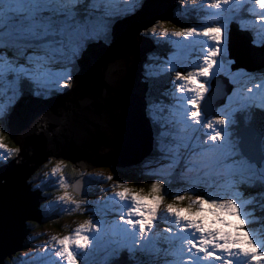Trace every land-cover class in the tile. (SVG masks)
Here are the masks:
<instances>
[{
    "label": "snow or ice",
    "instance_id": "1",
    "mask_svg": "<svg viewBox=\"0 0 264 264\" xmlns=\"http://www.w3.org/2000/svg\"><path fill=\"white\" fill-rule=\"evenodd\" d=\"M184 2L179 0L181 5ZM84 3L85 0H0V87L7 81L12 93L9 97L12 102L0 106V117H11L24 98L25 83L36 89L32 95L43 99L55 91L50 87L53 80L59 82L61 90L70 88L73 73L69 67L78 70V62L93 49L100 50L101 56L110 49L116 43L114 22L134 15L143 7L144 0H130L118 13L110 9L108 0H91L90 7L82 8ZM229 3L230 0H211L210 7L218 10L213 15L219 16L222 6ZM255 8L260 10L256 12L258 27L254 26L256 34L249 48L261 49L260 55L264 57V0H255L253 11ZM96 13L103 15L97 16ZM155 34V25L140 33L153 37ZM159 35L204 37L208 42L202 53V63L192 70L173 69L175 90L183 94L181 100L188 106L185 122L194 130H204L206 140L199 155L206 164L222 168L225 191L212 196L185 191L173 195L171 202L165 203L168 193L162 179H154L147 191L125 188L117 181V187L123 190L115 195L129 204L126 212L119 216L120 236L112 241L106 264L118 261L124 253L129 258L135 257L137 252L158 254L161 249L156 248L154 237L158 221L165 214L172 219L163 229L167 244L163 251L174 257L168 264H264V235L247 227L248 213L242 210L243 202L235 192L228 191L250 185L257 179L264 182V160L257 173L255 164L243 156V148L249 147L247 144H242L239 139H227L225 143L227 126L234 122L233 111L217 114L208 104L210 78L216 77V69L221 63L229 61L226 55L230 35L228 20L221 17L211 26L186 27L171 33L162 28ZM234 64L236 60L232 58L230 66ZM242 71V68L237 69L238 73ZM260 76L264 77V71ZM230 83L234 89L242 87L237 77H232ZM256 87L264 88V83ZM251 92L252 88L246 89L247 96L239 108L264 109V97L260 103L254 104ZM145 112H151L150 98L146 100ZM0 150V165H3L12 158L13 152L2 142ZM19 152V148L15 149L16 155ZM261 155L264 156V137ZM57 171L58 166L52 168V175L55 176ZM112 178L108 176L109 180ZM59 179L63 181L64 177ZM191 191L195 192L196 188L193 186ZM62 199L69 200V194L65 192ZM110 227L93 220L81 224L74 234L56 240L59 250L55 256L63 264H82L80 256L86 254L85 250L92 245L91 237L84 234L85 229L100 233Z\"/></svg>",
    "mask_w": 264,
    "mask_h": 264
},
{
    "label": "water",
    "instance_id": "2",
    "mask_svg": "<svg viewBox=\"0 0 264 264\" xmlns=\"http://www.w3.org/2000/svg\"><path fill=\"white\" fill-rule=\"evenodd\" d=\"M175 1L145 0L134 15L115 23L116 43L110 49L102 56L93 49L78 62L70 88L47 99L25 92L11 117L5 119L20 152L0 165V264H8L25 247L32 231L30 222L57 218L42 214L40 205L47 197L29 181L49 158L91 170L139 164L151 154L153 129L145 112L149 83L143 80V70L153 46L140 33L157 21L172 20ZM235 42L238 35L231 29L228 56L236 60L232 68L256 71L264 67L260 53L246 46L240 49ZM227 82L219 75L210 83L208 104L215 113L232 91ZM239 136L249 146L243 148V155L262 166L260 130L244 125ZM90 182L88 176L80 175L73 189L86 194Z\"/></svg>",
    "mask_w": 264,
    "mask_h": 264
},
{
    "label": "rangeland",
    "instance_id": "3",
    "mask_svg": "<svg viewBox=\"0 0 264 264\" xmlns=\"http://www.w3.org/2000/svg\"><path fill=\"white\" fill-rule=\"evenodd\" d=\"M120 1H125L126 3L120 5ZM247 1L249 0H230L229 5L222 6V9L219 10L220 15L215 16L213 13L218 10L212 9L210 7L211 0H185L183 5H181L179 0H177L179 9L178 12L176 10L174 11V15L181 14L182 16L184 15V18L180 17L176 21L173 19L155 24L156 34L154 37L150 36L151 38L149 40L154 43L156 48H159L161 51V55H159L157 53L158 51L153 49L149 53V60H147L145 64L147 78H158L155 91H159L153 95L150 116L153 118L157 117L160 121V124L164 126L163 131L161 132V136L164 138L160 140L158 136L156 137L158 142L156 150L153 154L154 156H148L139 164L132 165V167L136 168V170L139 172L138 175L150 176L153 179H162L165 181V189L168 193V195L165 197V203L171 202L172 196L175 194H181L183 193L182 191H189L190 194L202 193L204 195L207 194L208 196H212L214 193L220 195L225 191L223 187L225 179L223 177V171L221 167L206 164L204 159L202 164H199L201 161H198L196 158H194L191 162L189 161V151L184 149H189L192 152H198L201 150V148H203V144L201 145V148L195 145V132L198 130H194L185 122V113L188 109V106L186 101L181 100L183 94L178 93L175 90V71H173V69L179 71L192 70L197 64L202 63V53L204 48L207 47L208 42L204 37H193L197 40L187 37L178 38V42L175 43V39L172 37L173 41L170 40L167 42L171 45L174 43L175 46L173 45V48H169L167 43L157 42L158 38H161V41H164L165 39H162V37L158 35V31H161L163 27L167 28L169 33H171L176 29L186 27L195 26L199 28L203 26H211L213 21L218 20L221 17L227 18L229 26L236 16L238 19L237 22L239 24L237 27L238 31H251L250 33L247 31V34L249 36L251 34V38H253L255 31L251 30V28L254 29V26H258V22L256 13L244 12V9H242ZM108 3L112 4L111 10L114 13H118L130 3V0H108ZM185 3H188V6L185 5ZM250 3L251 4L249 6L252 4L253 5L251 6V9L250 7L249 9L253 10L255 6V0H251ZM84 4H88L90 7L91 0H85ZM255 10L256 12L260 11L258 8H255ZM97 14L100 16L103 15V13ZM243 14H247V17L245 18V15ZM237 29H235L236 35ZM235 44L240 49L242 47L245 48V46H242L241 43L239 44V39L238 43L235 42ZM185 51L186 54H184ZM261 51V49H257L255 52L259 55ZM226 55L228 56V53H226ZM181 59L183 60V63L178 64ZM230 60L231 59L229 58L228 62L221 63V65L216 69L217 75L222 73L228 78V84L233 90L231 95L228 96L230 99L227 98L225 104L217 111V114L221 115L226 112L233 111L232 119L234 122L227 126L226 139L224 141L225 143L227 142V139L236 140L240 138L236 133L237 127L235 126L239 123L237 120V113H246L247 111L246 109L239 108V105L244 102V98L247 96L246 89L252 88L251 100L254 104L260 103L261 98L264 97V88L256 87L257 85L264 83V77L260 76V72L264 71L263 68L257 71H248L245 68H242L243 71L238 73V68L235 70L231 68ZM261 61L264 63V57H262ZM57 70L60 69L58 68ZM68 70L72 71L73 73V68L69 67ZM232 77H237L242 87L234 89V86L232 83H230V79ZM10 87L11 85L7 81H5L3 86L0 87V106H7L12 102L9 100V97L12 94L9 90ZM50 87L55 89V91H62L60 89L59 82L56 80L51 82ZM31 88L33 91L36 90L34 86H31ZM162 91L163 95L165 94L167 101L170 99L171 103L170 105L168 102H166L167 107L165 108L166 111L164 110V112H162L161 101L166 100L159 97ZM53 93L54 91L51 94ZM165 112L166 116L163 118L162 122L161 117ZM166 117H169V119ZM240 120L242 124H246L249 121L247 117H240ZM168 121L171 123L170 130L168 127H165ZM262 122H264V119L260 121L261 124H263ZM175 125L177 126L175 127ZM4 127L5 119L0 117V142H2L9 150H12L14 155L15 149L18 147L14 143L13 145L10 143V141L7 139L5 131L2 133V128ZM183 130H186V132ZM159 133L160 129H158L157 135H159ZM227 133L231 134L230 137L227 136ZM203 137L205 141L206 136H204V134ZM0 154H2V150H0ZM246 159L249 162L248 158ZM195 164H199L200 166H195ZM204 164L207 166L203 167L202 165ZM45 166L46 167L43 170V175H41L42 187H48V184L50 183L51 185L57 186L60 193L53 199L48 200L47 203L44 204V208L48 213H50V216L55 215L57 218L46 223L39 224L38 228L33 229L31 231V235L27 239V246L22 251H20L14 259H8L10 260V263H8H43V260H36V258H38L40 254L47 255L49 250L53 253L52 255L55 256L56 250H59V246L56 244L57 239L74 234L75 230L81 224H85L87 221L93 220L101 225H111L112 227L101 231L100 233L85 229L84 234H87L91 237L92 245L89 249L85 250L86 254H82L80 256V260L82 264H106L111 243L120 236L119 216L126 212L129 204L128 201H121L115 195L117 191L123 190L117 187L116 182H122L125 188H135L137 190L142 188H137L136 185L127 180V177H125L113 167L94 168L89 171L79 170L81 173L85 172L94 176L96 179L94 183L92 182L88 186V193L86 195H78L72 189L73 183L71 182L69 175H67V172L69 173V171H67V164L65 161L51 160ZM57 166L58 171L55 176H53L52 168ZM255 166L258 173L261 167L257 168L256 164ZM176 170L178 171V175L176 179L173 180L172 177L176 175L174 174ZM206 171L209 172V174L206 175L207 179H205L204 175V172ZM147 172H150L151 174H146ZM109 175L113 177L111 180L108 179ZM60 176L64 177L63 181L59 179ZM211 180L214 182H210ZM179 184L181 185L179 186ZM193 186L196 188L195 192H192L191 189H188V187ZM228 191L235 192L237 194V198L243 202L242 210L248 213L249 223L247 227L259 235H264V225L259 223V218H257L255 209L252 208L255 204L253 197L243 196L240 186L237 188L228 189ZM65 192L69 194V200L62 199ZM224 198L230 197L224 196ZM99 208L100 211H98ZM105 210L107 212H105ZM171 222L172 219L171 217H168L167 214L161 217V219L158 221L157 234L155 235L154 240L156 242V248L161 249V251L158 254L151 255L137 252L135 257L130 258L132 264H168V262L174 259V257L166 255L163 251V249L167 247L165 242L166 233H164L163 229L167 228ZM53 227H57V229L55 230ZM109 234H114V236ZM89 251L91 252L88 254ZM30 258L32 259L30 260ZM42 258L43 256L41 259ZM55 258L58 257L55 256ZM58 260L59 262H53L51 257L48 256L46 258V261H48L46 264H63L60 258H58ZM116 262L117 261H113V264H117Z\"/></svg>",
    "mask_w": 264,
    "mask_h": 264
},
{
    "label": "trees",
    "instance_id": "4",
    "mask_svg": "<svg viewBox=\"0 0 264 264\" xmlns=\"http://www.w3.org/2000/svg\"><path fill=\"white\" fill-rule=\"evenodd\" d=\"M75 72H76V70L73 71V75ZM150 82L152 84V87L149 91V94L150 93H152V94L157 93L159 90L155 91V87H156V83L158 82V78L151 79ZM153 82H156L155 86H154ZM159 96H161V94ZM238 117H247L249 119V123H252V124L259 126L263 131L262 133H264V122H262L263 124L260 123V121L262 119H264V110H261V109L254 107V108L250 109L249 111H247L246 115L239 113ZM238 121H239V119H238ZM240 126H241V122L239 121V125L237 126L238 131L241 128ZM6 130H7V128H6ZM5 133H6V131H5ZM6 136H7V139L10 141V143L13 145L14 142L11 140L10 135L7 134ZM16 146L18 147L17 144H16ZM154 150H156V147ZM48 163L49 162H46L45 164H43L40 167V169L32 176L30 181H31V183H33L34 186L36 185L40 190H42V194L44 196L48 197L47 200H51L53 197L57 196L60 193V191L58 190L57 186L51 185L50 183L48 184V187H42L41 175H43V170L46 167L45 165ZM66 164H67V171L72 172L70 174L66 171L67 175H69V177L71 178V182H72L74 180V178L80 174V172H77V170L72 168L70 163L66 162ZM114 169H117L120 173H122L125 177H127L128 178L127 180H129L132 184L136 185L137 188H142L145 191H147V189L151 185V182L154 180L150 176L138 175L139 172L136 170L135 167H132V168H128V167H126V168H114ZM146 174H151V173L147 172ZM205 179H207V176H205ZM210 182H214V181L211 180ZM180 185L181 184H179V186ZM191 188L192 187H188V189H191ZM240 189L242 191L243 196H245V197L252 196L253 197V199L255 200V202H254L255 204L252 208L255 209L257 218H259V223L264 225V182H261L259 179H257L250 185L240 186ZM182 192H184V191H182ZM205 195L208 196L207 194H205ZM43 209H44V206H43ZM44 211H45L44 212L45 215H50V213H48L46 210H44ZM32 224H35V223H31V222L29 223V225L32 227V229L38 228V226H39V224L38 225L37 224L32 225ZM255 226H257V225H255ZM54 228L57 229V227H54ZM8 262L10 263V260H7V263ZM123 262L132 263V261L128 257L127 253H124L123 256L117 261V263H123Z\"/></svg>",
    "mask_w": 264,
    "mask_h": 264
},
{
    "label": "bare ground",
    "instance_id": "5",
    "mask_svg": "<svg viewBox=\"0 0 264 264\" xmlns=\"http://www.w3.org/2000/svg\"><path fill=\"white\" fill-rule=\"evenodd\" d=\"M121 2V1H120ZM126 2H124V3H120V5H123V4H125ZM109 4V7H110V9H111V7H112V4L111 3H108ZM251 3H250V1H248L247 2V4L244 6V11L245 12H248V13H253L252 12V10H250L251 9V7L249 6ZM185 5H187L188 6V3H185ZM249 7H250V9H249ZM199 8V7H198ZM201 8V7H200ZM244 21H245V19H244ZM245 23H246V21H245ZM258 27V26H257ZM164 28V27H163ZM159 33H160V30L158 31ZM251 32V31H250ZM253 32V31H252ZM159 33H158V35H159ZM256 34V33H255ZM160 36V35H159ZM165 38V39H164ZM175 40H174V42L176 43V42H178V38H176V37H173ZM173 38H172V36L171 35H168V36H163L162 37V39H164L165 41H173ZM191 38H193V37H191ZM198 38V37H197ZM199 38H202V37H199ZM193 39H195V40H197L196 38H193ZM173 46V45H172ZM243 100V99H242ZM164 110V109H163ZM165 111H166V109H165ZM166 116V112L163 114V118ZM166 118H168L169 119V117H166ZM166 127H168L169 129H171V123H170V121H168V123H167V125H165ZM175 127H176V125H175ZM176 129V128H175ZM203 133H204V131L201 129H199V131L197 132V134H196V144L195 145H197V146H199L200 148L202 147L201 145L203 144V142H204V137H203ZM153 149H155L154 148V145H153V147H152V150H151V154L153 153ZM184 150H187V151H189V157H190V159H189V161L191 162L194 158H196L198 161H201L199 164H202V161H203V158L202 157H200V155H199V152L202 150V148H201V150H199L198 152H192L191 150H189V149H184ZM150 154V155H151ZM149 155V156H150ZM188 161V160H187ZM186 164V163H185ZM198 164V165H199ZM205 165V164H204ZM117 208V207H116ZM109 235H111V236H114V234H109ZM115 235H117V234H115ZM162 238V237H161ZM56 251H58V250H56ZM91 251H89L88 252V254L90 253ZM53 253L49 250L48 251V253H47V255L46 254H40L39 256H38V258H36V260H43L44 262L43 263H41V264H46L48 261H46V258L48 257V256H50L51 257V260H53V262H59V260H58V258H55V256L54 255H52ZM43 256V258L41 259V257ZM32 258H30V260H31Z\"/></svg>",
    "mask_w": 264,
    "mask_h": 264
}]
</instances>
